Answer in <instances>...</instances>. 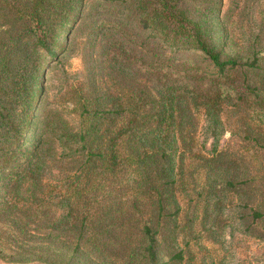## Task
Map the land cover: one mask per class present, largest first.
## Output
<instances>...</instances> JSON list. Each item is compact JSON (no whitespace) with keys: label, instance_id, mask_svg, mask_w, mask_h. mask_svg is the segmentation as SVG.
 <instances>
[{"label":"rangeland","instance_id":"1","mask_svg":"<svg viewBox=\"0 0 264 264\" xmlns=\"http://www.w3.org/2000/svg\"><path fill=\"white\" fill-rule=\"evenodd\" d=\"M28 2L0 0V36L30 25L21 16ZM182 4L194 13L202 6ZM123 5L79 0L67 35L60 25L48 34L50 43H66L43 72L46 51L31 54L41 87L34 82L26 141L36 149L11 150L2 173L10 172L11 187L0 212V264H72L51 253L74 254L81 220V264H137L145 223L155 230L159 264L175 254L168 264H264V0H216L210 7L225 33L223 58H255L259 66L246 78L235 72L233 90L220 83L213 106L203 96L215 90L208 73L216 70L195 49L147 39L150 31L124 22ZM200 73L206 76L193 78ZM163 83L182 101L174 133L164 134L165 153L154 152L151 135L135 137L137 127L154 122L144 115L155 113ZM124 123L128 132L114 141Z\"/></svg>","mask_w":264,"mask_h":264},{"label":"trees","instance_id":"2","mask_svg":"<svg viewBox=\"0 0 264 264\" xmlns=\"http://www.w3.org/2000/svg\"><path fill=\"white\" fill-rule=\"evenodd\" d=\"M110 3H125L120 11L123 14L124 22L131 20L138 29L142 31H150L149 38H157L163 44H168L174 47L177 51L195 49L201 54V59L206 62L210 69H215V73H208L215 94L204 93V105L213 106L222 94L220 83L232 85V90L236 88L232 84L234 82L233 75L235 72L243 74L247 77V71H252V74H258L256 69L259 67L253 58L251 61L238 64L233 57H224V47L222 38L225 33L219 28L220 21L210 8L216 0H199L202 4L198 6L197 13H194L191 8L184 6L182 3L188 0H104ZM79 0H29L21 16L28 17L31 22L25 28H16L15 30H5L2 32L4 36H0L2 42L0 46V186L2 193L0 194V202L3 204L1 211H5L7 204L6 194L11 187V178L9 174L3 176L5 168L9 166L11 158V150L19 153L30 152L34 153V142L30 143L26 139L29 138V132L32 121V108L35 106L37 91L33 88L34 82L38 88L41 87L39 82V73L31 70V67L36 68V64L32 61L31 54L41 49L46 51V58L40 63V73L43 72L44 65L49 63L48 57L57 54L56 49H61L66 43V38L61 39L59 43L47 41L52 32L56 30V25L62 27L64 36L67 35L66 24L71 22L68 19L72 11L76 10V5ZM201 6V7H200ZM208 9L210 12H205ZM199 10V12H198ZM120 13V12H119ZM121 14V13H120ZM71 35L72 30H68ZM59 35V34H58ZM227 36V34H226ZM55 43V45H54ZM54 45V47H52ZM43 65V66H42ZM204 74L194 76V79L204 78ZM93 82V81H90ZM40 85V86H39ZM93 85V83H92ZM192 96L198 97L199 93L195 88L189 90ZM237 92V91H236ZM244 92V91H243ZM159 95L153 100V108L155 113L147 116L145 122L154 121L149 128L138 129L140 133H136L135 137L140 142H143L148 135H151L152 148L154 152L158 150L165 153L164 149L166 140L164 134L174 133L173 124L175 120V108L180 106L182 101L176 94V89L173 85L163 83L158 90ZM123 111L116 109L110 111L106 109L103 112L119 114ZM143 116L133 118L136 123ZM131 120V119H130ZM129 125L122 124L117 131L115 140L121 139L125 135ZM134 127L132 128V131ZM171 141H168L170 143ZM16 146V147H13ZM13 147V148H12ZM110 151L115 152V144L110 145ZM114 155V154H112ZM73 192H77L76 190ZM158 196V193H157ZM158 207L162 208L159 197ZM258 214V213H256ZM63 219H61L62 221ZM142 234L139 236L143 247L136 252L138 257L137 264H159L158 253L160 252L159 244L154 236L155 230L148 223L143 224ZM77 236L74 243V252L71 255L68 251L60 250L52 252L53 256L63 255L67 263H79L81 251V243L86 224L83 220L80 221L79 227L76 229ZM46 254V253H45ZM177 254L170 256L161 264H168L170 260L175 258ZM83 264V263H82ZM99 264V262H95Z\"/></svg>","mask_w":264,"mask_h":264}]
</instances>
